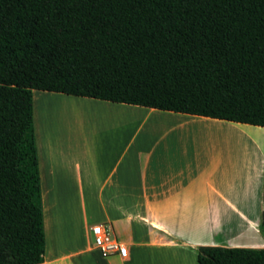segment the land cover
<instances>
[{"label":"trees","instance_id":"trees-1","mask_svg":"<svg viewBox=\"0 0 264 264\" xmlns=\"http://www.w3.org/2000/svg\"><path fill=\"white\" fill-rule=\"evenodd\" d=\"M34 90L264 126V0H0V264L44 261Z\"/></svg>","mask_w":264,"mask_h":264},{"label":"crops","instance_id":"crops-1","mask_svg":"<svg viewBox=\"0 0 264 264\" xmlns=\"http://www.w3.org/2000/svg\"><path fill=\"white\" fill-rule=\"evenodd\" d=\"M66 95L143 120L137 127L130 121L113 126L112 142L95 156L91 143L83 146L78 190L96 195V205L83 203L66 219L56 195L73 190V156L60 159L66 173L61 182L49 145L39 161L47 239L40 264H198L200 246L264 247V144L244 167L242 156L232 159L230 143L202 139L207 130L259 125ZM210 146L219 154L210 155ZM97 221L114 223L129 245L128 257H104L94 248L91 226Z\"/></svg>","mask_w":264,"mask_h":264},{"label":"rangeland","instance_id":"rangeland-1","mask_svg":"<svg viewBox=\"0 0 264 264\" xmlns=\"http://www.w3.org/2000/svg\"><path fill=\"white\" fill-rule=\"evenodd\" d=\"M33 96L35 131H37L36 136L38 135L37 142L39 140V144L41 145V149L38 151L39 161H43V159L47 158L49 145L52 146V155L54 154L53 157L56 163V172L60 181L63 182L62 179L66 173H64V165L60 162V159L67 153H71L73 156L72 169L70 170V176L74 182L72 183L73 190L71 193H59L56 195L58 203L62 205L60 210H58L60 216L62 218L65 217L66 219L69 218L72 213H79L83 203H85L90 209H93V206L96 205V195L81 194L78 190L80 173L79 166L82 165L83 173L85 170L84 163L82 164L80 159L83 152V146H85L86 143H91L93 145L92 155L95 156L100 151V146H102L104 142H112L113 136L111 135V130L113 126L124 121H130L135 123L137 127V125L143 120V116H127L107 108L86 104L80 100H76L73 96L70 97L63 93L34 90ZM235 129V127H232L231 130H224L227 135L224 131L214 132L207 130L203 132L202 138L210 142L213 140L216 145L223 143V141L225 144L230 143L232 159L234 160L240 156H245L243 159V166L245 167L249 160L262 154L261 146L264 144V126L250 125L248 126L247 131L237 129L240 131L236 133L233 132L232 134V131H237ZM247 133L249 134V138L246 137ZM218 134L220 135L218 136ZM223 135L228 138H223ZM234 135L237 138L235 137L232 139ZM240 135H242V137ZM216 136H218V138ZM239 137L243 138L241 139L242 142H239ZM258 137L260 139L263 137V142L260 140L258 141L261 144L256 141L259 139ZM229 138L231 141H228ZM235 141L236 143L234 145L233 143ZM209 148L210 155L213 154V152L218 155L220 152L218 147L214 151H211L213 150V147L210 146ZM120 153L121 152L118 149H113L110 152L112 155H119ZM92 175L93 177L95 176V171H93ZM64 186L66 188L68 187L67 184ZM261 233H263L262 230Z\"/></svg>","mask_w":264,"mask_h":264},{"label":"built area","instance_id":"built-area-1","mask_svg":"<svg viewBox=\"0 0 264 264\" xmlns=\"http://www.w3.org/2000/svg\"><path fill=\"white\" fill-rule=\"evenodd\" d=\"M94 248L104 257L118 254L123 258L129 256V245L121 239L111 221L95 223L91 226Z\"/></svg>","mask_w":264,"mask_h":264},{"label":"bare ground","instance_id":"bare-ground-1","mask_svg":"<svg viewBox=\"0 0 264 264\" xmlns=\"http://www.w3.org/2000/svg\"><path fill=\"white\" fill-rule=\"evenodd\" d=\"M224 129H225V128H223V130H224ZM231 129H232V128H231ZM225 130H226V129H225ZM235 130H237V128H236ZM238 131H240V130L232 131L231 133L233 134V132L236 133V132H238ZM214 132H215V131H214ZM224 132H225V134H226V131H224ZM224 132H223V134H224ZM241 132H243V131H241ZM244 133H245V132H244ZM250 133H251V132H250ZM232 134H231V135H232ZM245 134H246V133H245ZM219 135H220V134H218V136H219ZM226 135H227V134H226ZM242 135H243V134H242ZM242 135H240V136L242 137ZM248 135H249V134L247 133V136H246V135H245V136L248 137ZM253 135H254V134H253ZM214 136H215V135H214ZM218 136H216V137L218 138ZM221 136H222V135H221ZM223 136H224L223 138L227 137V136H225V135H223ZM238 136H239V134H238ZM235 137H236V136L234 135V137H232V139L235 138ZM252 137H253V136H252ZM259 137H261V136H259ZM259 137H258V138H259ZM205 138H206V137H205ZM227 138H228V137H227ZM227 138H226V139H227ZM236 138H237V137H236ZM239 138H240V137H239ZM248 138H249V137H248ZM254 138H255V136H254ZM202 139H203V138H202ZM221 139H222V138H221ZM226 139H225V140H226ZM241 139H243V138H240V141H239V142H242ZM262 139H263V137H262ZM262 139L259 138V139H257L256 141L258 142V141L260 140L261 142H263ZM234 140H235V139H234ZM245 140H246V139H245ZM204 141H205V140H204ZM212 141H213V140H212ZM226 141H227V140H226ZM228 141H231L230 138H229ZM209 142H210V141H209ZM223 142H224V141H223ZM212 143H214V141H213ZM235 143H236V141H235L233 144L235 145ZM258 143H259V142H258ZM231 144H232V143H231ZM241 144H242V143H241ZM259 144H261V143H259ZM238 145H239V143H238ZM215 147H216V146H215ZM233 148H234V147H233ZM250 151H251V150H250ZM255 151H256V150H255ZM247 156H248V155H247ZM244 157H245V156H244ZM244 157H243V159H244ZM237 160H239V158H237ZM239 162H240V161H239ZM237 163H238V162H237ZM235 164H236V161H235ZM238 165H239V164H238ZM241 165H242V164H241ZM237 170H238V168H237ZM233 172H234V171H233ZM236 175H237V174H236ZM245 212H246V211H245ZM244 218H245V217H244Z\"/></svg>","mask_w":264,"mask_h":264}]
</instances>
